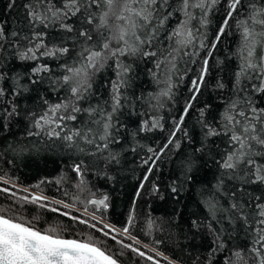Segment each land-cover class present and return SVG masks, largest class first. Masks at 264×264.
<instances>
[{
	"label": "snow or ice",
	"instance_id": "6c2138e0",
	"mask_svg": "<svg viewBox=\"0 0 264 264\" xmlns=\"http://www.w3.org/2000/svg\"><path fill=\"white\" fill-rule=\"evenodd\" d=\"M5 10L15 15L10 23L0 16V145L16 137L6 151L63 155L78 187L87 172L108 176L127 154L143 152L137 196L176 151L166 191L178 205L195 195L205 212L190 221L207 243L192 264H264V0H7ZM218 46L222 57L214 55ZM186 79L190 95L173 116ZM205 91L211 99L201 103ZM165 114L171 125L163 145L142 144L147 133L165 131ZM107 201L89 203L99 210ZM6 212L0 209V264H119L90 238H65ZM132 220L130 213L123 233Z\"/></svg>",
	"mask_w": 264,
	"mask_h": 264
},
{
	"label": "trees",
	"instance_id": "16d2710c",
	"mask_svg": "<svg viewBox=\"0 0 264 264\" xmlns=\"http://www.w3.org/2000/svg\"><path fill=\"white\" fill-rule=\"evenodd\" d=\"M6 3L7 0H0V16L10 23L15 13L10 14L5 10ZM221 18L222 13L217 12L208 29L209 39ZM218 47L221 50L214 55L222 57L223 46ZM213 63L210 61V66ZM191 67L193 72L189 73V77H192L197 70V66ZM211 75H215L214 67ZM4 87L7 89L9 86L5 84ZM145 87H148L146 82ZM188 87L186 79L177 92V103L172 108L173 116L179 115L185 98L190 95ZM4 99H11V96L8 95ZM210 99L209 91H205L199 98L201 103ZM212 102L216 103V101ZM26 103L31 102L26 101ZM2 107L3 102H0V108ZM170 125L171 118L165 114V131L155 130L147 133V138L141 140V143L155 147L162 146ZM186 126L189 132H193L196 128L194 113L186 118ZM20 128L21 125H16L12 132L19 134ZM15 140V136L9 135L4 145ZM4 145H0V153H3L0 155V178H2L0 209H6L7 215H18L22 219L32 221L34 226L41 230L56 228L65 238H90L93 243L114 255L119 264H154L156 260L159 264H169V261L172 264H192L197 256L202 259L203 254H206V241H202L199 234L190 230L191 220H203L205 216L204 210L197 203V197L188 196L178 205L166 191L176 161L179 159L178 152L171 151L158 162V171H154L149 177L150 182L145 184L144 189L140 190L141 195L137 196L144 175V168L140 166L144 157L143 152L139 155L127 154L122 159L121 165L109 171L108 176L93 171L87 172L83 178V187H78L79 178L71 171L67 157L51 151L17 155L6 151ZM185 150H187L186 142L181 145V151ZM61 176H65L66 179L57 184L55 181ZM207 179L211 180L210 173ZM151 181H155L160 186L163 199L151 193ZM31 191L42 193L47 198L33 203ZM13 193L15 195H12ZM104 196L108 197L106 209L100 207L96 210L97 206L89 203L92 199H101ZM23 197H28V201L23 200ZM133 206H135L134 212H132ZM53 207L58 211H51ZM130 213L133 215V220L129 233L125 234L122 229L128 224ZM72 217L78 219L74 220ZM79 220H86L88 223L82 224ZM104 225L109 227L105 228ZM111 228L115 231H110ZM113 236L115 239H112ZM121 241L123 244H131L146 255L153 256L154 260H148L130 249L123 248Z\"/></svg>",
	"mask_w": 264,
	"mask_h": 264
},
{
	"label": "rangeland",
	"instance_id": "374dc122",
	"mask_svg": "<svg viewBox=\"0 0 264 264\" xmlns=\"http://www.w3.org/2000/svg\"><path fill=\"white\" fill-rule=\"evenodd\" d=\"M32 192V194H33V196H40V197H45V198H47V196L46 195H44V194H42V193H39V192H35V191H31ZM90 214V213H89ZM94 216V215H93ZM95 217V216H94ZM97 218V217H96Z\"/></svg>",
	"mask_w": 264,
	"mask_h": 264
}]
</instances>
